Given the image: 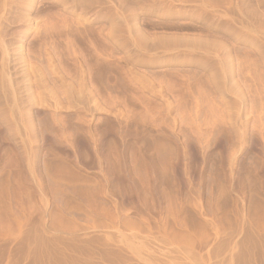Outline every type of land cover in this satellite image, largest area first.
I'll return each instance as SVG.
<instances>
[{
	"label": "rangeland",
	"instance_id": "374dc122",
	"mask_svg": "<svg viewBox=\"0 0 264 264\" xmlns=\"http://www.w3.org/2000/svg\"><path fill=\"white\" fill-rule=\"evenodd\" d=\"M0 264H264V0H0Z\"/></svg>",
	"mask_w": 264,
	"mask_h": 264
},
{
	"label": "bare ground",
	"instance_id": "6f19581e",
	"mask_svg": "<svg viewBox=\"0 0 264 264\" xmlns=\"http://www.w3.org/2000/svg\"><path fill=\"white\" fill-rule=\"evenodd\" d=\"M17 83V82H16ZM41 83H42V81H41ZM16 85V84H15ZM38 86V85H37ZM71 88V87H70ZM5 89V88H4ZM9 91V90H8ZM87 91H88V89H87ZM49 92V91H48ZM10 94V93H9ZM32 96V95H31ZM38 96V95H37ZM43 96V95H42ZM62 96V95H61ZM90 96V95H89ZM34 97V96H33ZM52 97V96H51ZM32 98V97H31ZM67 98H69V97H67ZM34 99V98H33ZM9 101V100H8ZM42 101V100H41ZM48 101V100H47ZM68 102V101H67ZM41 105V104H40ZM59 106V105H58ZM62 107V106H61ZM59 109V108H58ZM88 110V109H87ZM24 112V111H23ZM22 112V113H23ZM27 116H29V115H27ZM61 118V117H60ZM22 119V118H21ZM23 120V119H22ZM31 120V119H30ZM31 125H33V123L31 124ZM25 127V126H24ZM28 127V126H27ZM31 132V131H30ZM31 137V136H30ZM32 138V137H31ZM28 139V138H27ZM31 140V139H30ZM32 141V140H31ZM53 142V141H52ZM56 142V141H55ZM24 143H25V141H24ZM96 149V148H95ZM135 164V163H134ZM135 167V166H134ZM134 169V168H133Z\"/></svg>",
	"mask_w": 264,
	"mask_h": 264
}]
</instances>
